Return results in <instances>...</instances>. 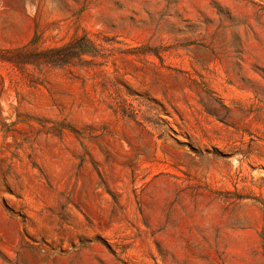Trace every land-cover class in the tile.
Segmentation results:
<instances>
[{"label":"rangeland","instance_id":"obj_1","mask_svg":"<svg viewBox=\"0 0 264 264\" xmlns=\"http://www.w3.org/2000/svg\"><path fill=\"white\" fill-rule=\"evenodd\" d=\"M0 264H264V0H0Z\"/></svg>","mask_w":264,"mask_h":264},{"label":"trees","instance_id":"obj_2","mask_svg":"<svg viewBox=\"0 0 264 264\" xmlns=\"http://www.w3.org/2000/svg\"><path fill=\"white\" fill-rule=\"evenodd\" d=\"M93 51L94 46L90 39L87 35H82L59 47L43 50H38L36 47L32 50L22 47L10 53L12 57H8L5 60L13 64L63 67L73 64L75 60L83 56L92 54Z\"/></svg>","mask_w":264,"mask_h":264}]
</instances>
